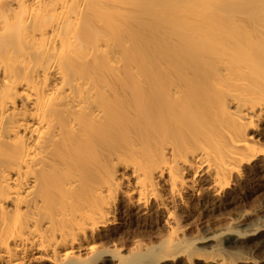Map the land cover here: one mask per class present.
<instances>
[{
    "label": "bare ground",
    "instance_id": "1",
    "mask_svg": "<svg viewBox=\"0 0 264 264\" xmlns=\"http://www.w3.org/2000/svg\"><path fill=\"white\" fill-rule=\"evenodd\" d=\"M140 1L0 0V264H264L250 216L175 237L264 195V0ZM154 208L175 228L145 249Z\"/></svg>",
    "mask_w": 264,
    "mask_h": 264
},
{
    "label": "rangeland",
    "instance_id": "2",
    "mask_svg": "<svg viewBox=\"0 0 264 264\" xmlns=\"http://www.w3.org/2000/svg\"><path fill=\"white\" fill-rule=\"evenodd\" d=\"M152 0H141L138 3H135V7H134V16L140 18V20H143L141 17L142 11L145 10L146 8L149 7V4ZM174 1V0H173ZM177 1V3L179 5H181L180 7L176 8V12L180 13V15H185V16H190L191 14H193L194 8L196 6V2L195 0H175V2ZM194 5V7H193ZM193 10V11H192ZM150 39L149 37V32L146 31V33L142 34L139 38L141 43H144L146 41H148ZM144 55V53H143ZM145 55H148V53H145ZM139 57L136 59V64H143L145 62V59L142 60H138ZM246 197V198H245ZM239 199L240 200H244L242 201V204L237 207V209L231 211L230 213H226L224 215L223 218L221 219H214L213 221H211V224L206 226V225H202L201 223H199L197 221V217H194L193 220L190 219V222H183L181 226H183L182 230L178 232V234H176L175 237H177V242L181 245L180 248H184L186 247V245L194 243L197 244V240L200 239L203 235L205 234H209V233H218L221 230H227L228 228L234 231H239L240 228L238 229L239 220L245 218V217H249V221L252 220L253 224L257 223H263L264 222V195L261 192L260 193H254V194H249V196L247 197L246 192L242 191L239 193ZM120 202H123L124 207H126V211L131 210V205L128 202L127 198H120L119 200ZM179 205L181 202H178ZM244 203V206H243ZM183 211V215L185 216H189V213H192V207L190 206L187 210H185V207L182 206ZM125 210H123L122 212H119L117 215V225L111 227L112 229L115 228H119L120 225L122 227L123 226V232L125 231V225L127 224L128 221V216H127V212H125ZM164 214V215H163ZM148 216L146 217L148 220H150V224H153V227L150 233H148L145 238L146 241L143 242L142 245H146L148 247H145V249H149V248H161L163 246L164 243V239H166L167 235L171 232V228L174 227V220H171V226L167 224V219L163 218L165 217V213H163V210H159L157 208H154V210L151 211V213L147 214ZM253 215V216H252ZM159 216V217H158ZM245 216V217H244ZM161 217V219H160ZM190 217V216H189ZM189 219V218H186ZM160 220V221H159ZM248 221V223H250ZM263 221V222H262ZM124 222V223H123ZM176 223V222H175ZM252 224V222H251ZM225 228V229H224ZM236 229V230H235ZM139 230V229H137ZM163 233H162V232ZM136 232V231H135ZM161 235V236H160ZM165 236V237H164ZM148 237V238H147ZM164 237V238H163ZM132 239V240H131ZM136 238L134 237V235L132 237H126L124 239L120 238V240L116 243V244H110L107 246H104L101 242H97L96 244V248L94 250V253L92 255L87 254L86 252H82L80 255V258H82L83 260L91 258V257H96L97 253H100L101 256L104 255H109L107 254V252H114L117 255L129 260L131 258V252L135 251L136 249V244H134V240ZM186 243V244H184ZM148 244V245H147ZM115 245V246H114ZM118 248H117V247ZM96 254V255H95ZM111 256V255H110ZM255 259L258 260L260 257L264 258V255H254ZM260 258V259H261ZM259 261V260H258ZM36 263H40V262H36ZM165 264H188V261L186 260L185 256H181L177 259L171 260L168 263Z\"/></svg>",
    "mask_w": 264,
    "mask_h": 264
}]
</instances>
